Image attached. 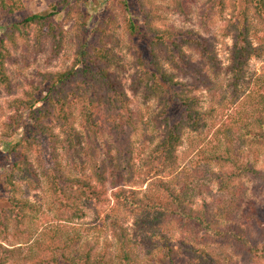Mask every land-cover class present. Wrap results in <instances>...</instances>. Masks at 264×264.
I'll list each match as a JSON object with an SVG mask.
<instances>
[{"label": "rangeland", "instance_id": "obj_1", "mask_svg": "<svg viewBox=\"0 0 264 264\" xmlns=\"http://www.w3.org/2000/svg\"><path fill=\"white\" fill-rule=\"evenodd\" d=\"M224 3V12L220 13L218 10L221 7H217L212 11L210 18L207 14L214 2L209 0H188L187 16H181L174 11L172 0H19L16 5L12 3V13L0 8V77L1 72L4 74V83L0 85V210L10 206L9 200L12 197L2 185L13 161V155L10 154L12 145L23 139L25 126L31 124L26 118L28 112L22 106L17 108L15 103L22 105L23 102L35 98L40 101L36 108L44 111L49 103V96H46L49 84L45 80L46 75L74 69L78 35H81L84 41L90 42V51L101 48L104 43L98 32L109 23L113 26V39L105 46L111 50L110 56L113 59L109 70L130 100L129 105L136 122V129L130 132V137L139 175L132 187L139 190L142 196L154 186L155 182L142 184V181L149 168L146 166L147 158L162 138L163 121L168 114L162 113L160 96H147L143 89L137 90L134 85L137 52L144 48L147 40H131L124 24V16L128 14L137 23L143 24V10H146L159 17L153 22L159 28L194 31L210 42H215L213 48L222 62L223 72L220 76H212L213 87L196 92L201 99L202 111L209 112L215 108V120L208 121L207 127L198 132L188 129L185 131L183 144L178 150V168L174 173L178 175L179 180H176L180 182L178 191L187 194V202H193L194 210L203 209V205L208 204L223 224L242 225L252 235L249 237L252 247L243 248L239 242L227 246L195 243L194 234L188 229H182L179 223L160 224L158 215L154 213L130 215L112 198L111 185H107L108 194L102 203L85 200L80 203L84 216L72 217L69 212L65 213L66 210L57 200L64 197L58 198L51 188L52 183L47 171L53 166L49 165L53 160L48 156V149L52 144L48 142L33 147L29 153L33 169L41 179L40 187L33 189L23 176L18 174L14 178L18 189L16 197L28 202L26 224L16 227L15 222H8L7 230L0 225V244L18 249L12 257L13 262L43 264L40 259L49 255L44 250L48 244L52 245L51 241H56L52 246L56 250L59 249L57 252L67 244L74 248L71 253L93 248L96 256H105L106 264H117L114 257L118 243L111 228V222L117 219L128 229L134 251L139 257V264H155L168 245L175 247L179 250L178 254L182 255L180 244L183 241L220 257L217 264H264V227L256 229L247 226L249 224L244 218L246 213L252 210L264 220V183L259 181L261 177L241 174L232 183L229 193L220 190L216 178L234 167L243 168L245 164L264 174V147L251 145L247 136L248 131L255 130L253 109L258 99L254 98L253 91L256 93L258 86H262L260 82L264 79V57L250 59L244 80L239 87L233 89L227 68L231 63L230 53L234 39L233 33L228 32L226 26L229 21L238 20L237 15L240 9H244L245 2L225 0ZM204 12L207 13L203 14ZM249 12V39L252 44L258 46L264 40V23L260 21L254 5L250 6ZM36 14L49 15L50 18L45 24H35L27 29L21 26L20 30L12 31L13 24ZM202 24L207 26L206 29ZM185 51L193 54L188 48H185ZM193 58L196 59V56ZM76 85L79 84L72 83L70 87L76 88ZM89 98L88 93L84 99L79 100L69 94V100L73 103L74 127L81 134L86 151L91 148L89 138H95L92 130L83 128L82 125L85 122L81 112ZM19 117L21 122L20 126H17L16 119ZM47 123L59 138L56 154L64 174L67 177H81L66 153L61 128L50 118ZM103 135L98 136L97 141L102 142L104 146L113 147L115 156L119 148L115 135L109 129H106ZM228 153L235 163L234 166L231 162L225 163L218 159L220 156L227 157L225 154ZM171 174L166 173L162 178L170 180L175 175ZM234 200L237 201V208L232 206ZM223 209L228 212L221 215L220 210ZM64 218L66 220H61ZM87 244L93 247H88ZM31 247L33 248L30 249ZM206 261H195V258L189 255L178 260L179 264H206Z\"/></svg>", "mask_w": 264, "mask_h": 264}, {"label": "trees", "instance_id": "obj_2", "mask_svg": "<svg viewBox=\"0 0 264 264\" xmlns=\"http://www.w3.org/2000/svg\"><path fill=\"white\" fill-rule=\"evenodd\" d=\"M18 1L0 0V8L12 13L14 5ZM187 1L172 0L174 11L181 16H187ZM210 1L214 2V5L210 11L208 10L209 12L207 11L208 18L211 17L212 11L216 10L217 7H221L218 10L220 13L224 12L225 0ZM244 2V9H240L237 15L238 20L229 21L226 26L228 32L233 33L234 39L230 53L231 63L227 68L228 74L231 75L233 89L239 87L244 80L250 59L252 57H264V40L255 46L249 39L251 29L250 6L256 7L259 19L264 23V0H244ZM124 6L128 10L125 4ZM216 13L217 11L214 12V14ZM143 16V24H139L128 14L124 16V24L131 40H147L144 48L137 52L134 85L137 90L143 89L147 96H160L163 104L162 113L168 114L163 121L162 138L147 158L146 166L149 168L142 181V184L149 181L155 182L154 186L142 196H140L139 190L132 187V184L137 182L139 175V169L135 163L136 154L130 137V132L136 129V122H134V113L129 105L130 100L109 70L113 60L110 56L111 50L105 48L113 39V26L109 23L106 28L103 27L98 32L104 43L101 48H96L93 52L90 51V42L84 41L81 35H78L74 69L54 75H46L45 80L49 83L46 96H49V103L44 111L36 108L40 101L35 100V98L23 102L22 105L15 103L17 108L22 106L28 112L26 118L31 121V124L25 126L23 139L13 143L10 151V154L13 155V161L2 185L12 194V197L9 200L10 206L0 210V225L7 230L8 222H15L16 227L26 224L27 212L29 211L27 210L28 202H23L16 197L18 189L14 178L17 174L23 176L27 184L33 189H38L41 179L36 170L33 169L29 153L33 147H39L43 143L50 142L52 146L48 149V156L53 162H50L49 165L53 166L48 168L47 175L51 180V188L54 194L58 198L64 197V199L57 200L66 210L65 213L69 212L72 217L81 218L84 216L80 203L85 200H95L97 203H102L108 194L107 185H111L112 198L130 215L154 213L158 215L160 224L179 223L182 229H188L194 234L195 243L227 246L233 242H239L243 248L252 247L249 241V237L251 238L252 235L242 225L223 224L208 204H204L203 209L194 210L192 208L193 202H187L189 199L187 194L178 191L177 186L179 187L180 182L176 180L179 178L174 173L178 168V150L183 144L185 131L188 129L198 132L207 127L208 121L214 122L215 120L213 119L215 108L209 112L202 111L201 99L196 95V92L202 89L213 87L214 79L212 76H220L223 72L222 62L218 59V54L213 48L215 42H210L209 39L201 37L194 31L183 32L171 27L159 28L153 23L159 17L146 10H143ZM49 18V15L43 14L29 16L20 23L13 24L12 31L20 30L21 26L27 29L35 24H45ZM202 26L205 29L207 27L204 24ZM262 31L264 32V29ZM185 48H188L193 54H188ZM194 56L196 59L193 58ZM79 64L80 69L78 68ZM1 75L0 85L4 83L2 72ZM183 78L189 80L185 81ZM72 83L79 85H76V88L70 87ZM260 83L262 86H258V89L255 90L256 93L253 91L254 98L258 99V103L253 109L255 111L253 113L255 130L248 131L247 136L251 145L264 147V79ZM70 93L77 100L84 99L87 93L90 96L89 101L83 105L81 112L85 122V124L82 123L83 128H90L95 137L94 139L89 138L91 146L89 151L85 150L82 136L74 127L73 103L69 100ZM20 118L16 119L17 126H20ZM49 118L61 128L64 134V143H66V153L81 177H67L64 174L62 164L56 154L59 138L47 123ZM106 129L115 135L119 144L115 156L113 155V147L104 146L102 142L97 141L98 136L101 134L104 136L103 133ZM102 141L104 142V140ZM225 155L227 157L220 156L218 159L225 163L231 162L234 166L235 163L232 161L230 153ZM238 167L240 166L217 175L216 178L221 191L229 193L232 183L241 174L257 175L261 177L259 181L264 183V174L261 171L254 169L249 164H245L243 168ZM166 173L175 175L167 180L162 178ZM232 203V206L237 208V201L234 200ZM252 209L254 210V208ZM223 212L226 213L228 210H220L221 215ZM65 213H63V217H65ZM256 214L252 210L246 213L244 218L249 224L247 226L263 229L264 220ZM61 220L64 221L66 218ZM111 228L113 237L118 243L117 254L114 257L116 263L139 264V257L134 251L135 247L128 229L124 228L117 219L111 222ZM262 235L264 236V231H262ZM51 242L52 245L56 243V241ZM52 245L48 244L47 249L44 250L49 255L40 259L43 264L107 263L105 256L99 257L94 254L93 248L84 252L75 250L71 253L74 248L67 244L60 252H57L59 249L56 250ZM180 249L183 252L182 255L178 254L179 250H176L175 247L168 245L164 248L166 251H161V256L156 259L155 264H179L178 260L182 256L188 255L193 256L195 261L204 262L207 260L206 264H217L220 261V257L203 249H198L186 241L181 242ZM16 250L18 249L7 248L0 244V264H16L12 261ZM262 255H264V250Z\"/></svg>", "mask_w": 264, "mask_h": 264}]
</instances>
